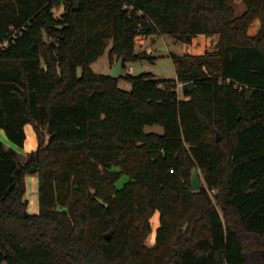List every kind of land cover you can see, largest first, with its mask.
Wrapping results in <instances>:
<instances>
[{"label":"trees","instance_id":"obj_1","mask_svg":"<svg viewBox=\"0 0 264 264\" xmlns=\"http://www.w3.org/2000/svg\"><path fill=\"white\" fill-rule=\"evenodd\" d=\"M242 2L234 16L228 0H0V129L19 149L27 126L37 141L24 160L0 141L1 261L264 264V0ZM156 34L218 41L170 54L175 79L90 69L107 43L110 63L143 59L136 39Z\"/></svg>","mask_w":264,"mask_h":264},{"label":"rangeland","instance_id":"obj_2","mask_svg":"<svg viewBox=\"0 0 264 264\" xmlns=\"http://www.w3.org/2000/svg\"><path fill=\"white\" fill-rule=\"evenodd\" d=\"M229 5L232 7L233 15L239 16L244 12L245 6L242 0H228ZM77 8V5L75 6ZM62 12V9L54 10L53 13L55 16H58ZM259 28V21L255 20L249 26L247 33L249 35H254ZM218 41V36L206 37L203 35L196 36L192 39L190 45H186L184 43L178 42L175 39L165 36V35H151L147 37H138L136 39L135 52L138 54H143V59L136 62H127L125 64V68L122 65V74H129L131 76H137L141 73H150L153 75L155 79L163 80V79H175V68L173 62L170 58V54L182 56L185 54H197L201 55L204 52H213L215 51L216 44ZM111 47V43H107L103 55H101L95 62L90 64V69L96 73L101 75H109L111 67L117 62V59L113 58L112 63L109 62V49ZM147 58V59H146ZM153 59L152 61L148 60ZM123 63V62H122ZM118 86L121 89L129 91L130 85L120 80ZM181 85L178 84L176 87V91L178 93V97H181ZM32 130L31 128L26 127L27 135L24 141V145L22 149L14 146V149L21 155V159L24 160L28 153L36 150L37 141L35 134L28 131ZM145 133H156L162 134V128L159 126H146L144 128ZM33 137H32V134ZM49 134V132H48ZM11 143L9 142V145ZM124 169V172L127 171V167L123 164L113 171H121ZM201 177V176H200ZM128 180L126 175L122 176L117 185L120 186L124 182ZM38 178L36 176H28L26 178V195L25 197L28 200V208L27 210L30 213H38L39 211V194H38ZM72 199L70 195L68 197L67 203ZM64 201H57V204L54 206V210H60L62 205H67ZM65 209V208H64ZM158 222V213H155L151 219V225L153 228V232L148 236L146 240V244L152 245L154 240V232L157 228ZM248 255L249 252L247 253ZM0 264H5L3 261H0Z\"/></svg>","mask_w":264,"mask_h":264},{"label":"water","instance_id":"obj_3","mask_svg":"<svg viewBox=\"0 0 264 264\" xmlns=\"http://www.w3.org/2000/svg\"><path fill=\"white\" fill-rule=\"evenodd\" d=\"M122 65H123L122 59H118L117 62L111 67L109 76L115 79H121L124 76L122 74ZM218 140H219V135L216 134L215 141L218 142ZM190 186H191V190L194 192L200 191L202 188H204L203 180L195 168L191 170ZM106 239L109 240L108 235L106 236ZM1 260H2V254L0 252V261Z\"/></svg>","mask_w":264,"mask_h":264},{"label":"crops","instance_id":"obj_4","mask_svg":"<svg viewBox=\"0 0 264 264\" xmlns=\"http://www.w3.org/2000/svg\"><path fill=\"white\" fill-rule=\"evenodd\" d=\"M194 55H197V54H194ZM28 128H30V127L28 126ZM28 131H30V132L33 133L32 130H28ZM26 133H27V131H26V127H25V135H27ZM32 133H31V134H32ZM33 134H34V133H33ZM33 134H32V137H33ZM0 141H2L7 147H11V148L14 149L13 144H10V145H9V141L7 140V138H6L5 135H4V132H3L1 129H0Z\"/></svg>","mask_w":264,"mask_h":264}]
</instances>
